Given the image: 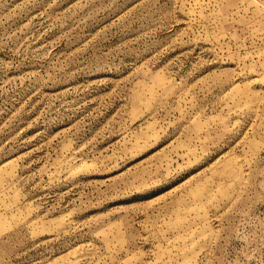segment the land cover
<instances>
[{"label":"rangeland","instance_id":"obj_1","mask_svg":"<svg viewBox=\"0 0 264 264\" xmlns=\"http://www.w3.org/2000/svg\"><path fill=\"white\" fill-rule=\"evenodd\" d=\"M0 264H264V0H0Z\"/></svg>","mask_w":264,"mask_h":264}]
</instances>
